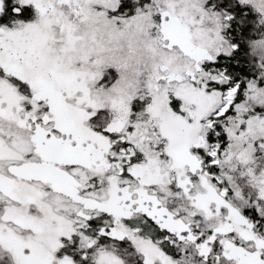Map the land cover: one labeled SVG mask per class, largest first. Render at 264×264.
<instances>
[{"label":"snow or ice","instance_id":"1","mask_svg":"<svg viewBox=\"0 0 264 264\" xmlns=\"http://www.w3.org/2000/svg\"><path fill=\"white\" fill-rule=\"evenodd\" d=\"M0 264H264V0H0Z\"/></svg>","mask_w":264,"mask_h":264}]
</instances>
